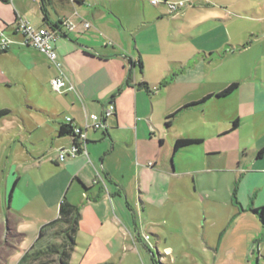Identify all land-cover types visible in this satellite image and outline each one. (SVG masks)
<instances>
[{"label":"crops","instance_id":"crops-1","mask_svg":"<svg viewBox=\"0 0 264 264\" xmlns=\"http://www.w3.org/2000/svg\"><path fill=\"white\" fill-rule=\"evenodd\" d=\"M109 1L0 0V31L16 40L8 51H0V85L9 86L14 82L32 87L41 79L49 81L58 74L48 57L25 44L22 35L14 30L20 19L36 27H48L64 19L77 24L75 30L61 26L56 42L62 70L76 86L77 93L62 94L60 107L40 111L50 125L45 138L41 135L34 139L35 130L41 127L30 131L26 123L24 127L6 129L13 142L9 138L3 151L6 153H2L7 155L1 184L5 199L13 179V192L16 186L20 188L21 195L16 198L12 192L10 209H6L18 219L16 229L22 238L20 250H28L40 227L58 217L60 203L66 197L81 208L77 241L89 250L95 248L99 253H109L121 247L129 235L133 238L135 253L141 259L149 254L151 264H264V228L252 210L264 205V154L250 152L240 137L245 123L262 108L256 97L257 90L263 89L257 82L239 84L232 94L233 99H237L235 109L230 111L224 127L215 131L200 128L201 133L194 136L202 139L203 144L221 139L219 147L212 144L205 152L211 157L214 155L216 170L233 172L238 178L235 183H239L236 200L232 195L228 200L231 212L221 219L214 241L205 236L197 246L181 231H160L150 223L148 227V221L145 230L138 227L137 217L129 207L134 189L143 188L147 197L151 196L152 189H158L156 196L165 198L166 179L175 169L167 159L158 169L150 167L146 164L151 159L150 152H139L140 130L152 127L154 108L149 109V104L159 92L156 82L149 80L148 74H144V69L142 73L138 65L141 56L147 68V56L158 52L152 45L153 15L133 5L109 6L105 3ZM85 22H90V27L86 28ZM131 60L136 64L130 68ZM178 64L181 70L178 72L185 73L183 63ZM16 69L18 78H15ZM181 76L176 73L171 82L160 87L164 95L171 94L166 112L171 115L180 110L172 117L170 125L165 121L167 132L174 134L178 116L219 99L216 94L221 91L187 99L186 89L179 84ZM143 81L148 82L152 93L139 86ZM108 101L114 102L116 113L107 119V129L89 130L87 153L69 156L74 137L59 134L65 118L70 116L75 124L82 125L86 113L101 114ZM188 104H192L191 107L187 108ZM63 113L66 117L61 115ZM234 120H238L236 129H232ZM228 136L236 138L231 141L230 137L229 143L224 144ZM178 137L181 136L173 135V144ZM263 147L264 142L258 148ZM63 151L67 157L60 160ZM157 172L165 181L156 177ZM33 217L36 218L34 223L27 222ZM144 231L150 236L148 241L143 237ZM109 247L113 249L109 251ZM163 256H166L165 263L161 261ZM103 260L101 264H111Z\"/></svg>","mask_w":264,"mask_h":264},{"label":"rangeland","instance_id":"rangeland-1","mask_svg":"<svg viewBox=\"0 0 264 264\" xmlns=\"http://www.w3.org/2000/svg\"><path fill=\"white\" fill-rule=\"evenodd\" d=\"M183 1L185 6L175 12H171L165 3L154 5L151 0H111L105 3L109 6L133 5L153 15L152 45L158 52L147 56L149 66L144 68V74L147 73L149 80L156 82L159 92L149 104V109L154 108L152 127L140 130L139 152H150L151 159L146 162L150 167L158 169L162 161L167 159L175 169L174 174L166 179L168 186H165V198L156 196L158 189H152L151 196L147 197L144 189L137 186L133 198L129 199L131 213L137 217L139 228L144 229L148 221V227L150 223L160 231H181L188 235L192 244L199 246L205 236L214 241V233L219 231L221 219L231 212L228 200L231 195L233 197L234 189L238 190L239 183H235L238 178L231 171L216 170L214 155L211 157L209 152H205L212 144L219 147L221 139L192 144L173 156V135L195 138L201 133L200 128L215 131L216 128L224 127V121L228 119L230 111L235 109L234 101L237 99H233L234 95L216 98L202 105V108L184 111L175 120L174 134L167 132L165 126L171 94L160 92L162 88L159 84L165 80L171 82L174 75L180 73L183 77H180L179 84L186 89V97L190 99L222 90L233 82L240 85L246 82L259 83L263 90H257L256 99L262 108L245 123L240 137L241 143L250 152L260 151L258 147L264 142V94L261 93L264 91V0ZM178 62L183 63L185 73L178 72L181 71ZM15 71L18 74V70ZM18 77L19 74L15 76ZM50 82L41 79L39 84L35 83L32 87L14 82L9 86L0 85V109L11 111L9 115L0 117V264H19L24 253L20 250L22 238L16 229L18 219L6 212L15 179L8 188L6 199L1 184L7 155L3 156L2 153H6L3 151L8 145L7 140L10 138V142H13L6 129L24 127L26 123L30 131L41 127L35 130L34 139L41 135L46 137L50 125L40 111L60 107L63 97ZM192 104L186 105L187 108ZM61 115L66 117L64 113ZM228 137L224 144L229 143L231 136ZM235 138L231 137V141ZM156 163H159L158 166ZM155 175L165 181L161 173ZM31 188L34 189L33 186ZM14 195L16 198L21 195L17 186ZM32 221L35 222L36 218L27 222ZM146 233L142 232L148 241ZM133 242V238L128 235L121 247L116 250L109 247V251H112L105 254L95 248L89 250L86 246L78 245L71 263L101 264L105 259L111 264H151L149 254L141 259L135 253ZM102 256L105 258H100ZM165 258L163 256L161 260L163 263ZM49 264L60 263L56 256H52Z\"/></svg>","mask_w":264,"mask_h":264},{"label":"trees","instance_id":"trees-1","mask_svg":"<svg viewBox=\"0 0 264 264\" xmlns=\"http://www.w3.org/2000/svg\"><path fill=\"white\" fill-rule=\"evenodd\" d=\"M62 21L50 23V26L60 29ZM8 51V50H7ZM132 67L135 66L133 60L130 61ZM138 65L141 72L143 73L144 65L141 59V56L138 60ZM168 81H163L159 85L162 87L167 85ZM143 87L148 93H152L148 82L143 81L139 84ZM239 87L238 82H233L225 87L223 90L216 94L217 97L223 98L232 95ZM211 95L204 98L207 100ZM178 110L176 113H178ZM11 111L9 109H0V117L9 115ZM175 113V114H176ZM175 114L168 115L166 119V125L171 124V119ZM238 126V120L232 122V129H236ZM59 134L63 135H72L73 136V127L66 123H62L59 129ZM202 139L198 138H184L178 137L175 139L173 144V151L177 153L186 147L192 144L202 143ZM260 155L264 154V147L259 151ZM236 188L233 192V197L236 198ZM12 192L10 194V200L7 204V208L10 209V201L12 197ZM8 202V201H7ZM260 218L263 228H264V205L258 208L252 209ZM82 221V212L81 208L77 204L71 203L66 197L60 203L59 215L56 219L42 225L40 227L38 236L31 245V247L26 250L22 257L19 260V264H49L50 257L56 256L60 264H72L73 254L78 246L77 235L80 230ZM264 236V234H263Z\"/></svg>","mask_w":264,"mask_h":264},{"label":"built area","instance_id":"built-area-1","mask_svg":"<svg viewBox=\"0 0 264 264\" xmlns=\"http://www.w3.org/2000/svg\"><path fill=\"white\" fill-rule=\"evenodd\" d=\"M151 3L154 5L165 3L169 6L171 12L178 11L185 6V2L183 0H151ZM90 25V22L84 23L86 28L90 27ZM60 26H65L69 30H75L77 28V24L68 19L62 20V24ZM14 30L22 35L23 42L25 44L32 46L46 55L58 69V74L53 77L50 82L53 89L60 94H65L71 91L77 93L76 86L63 72L62 64L58 57L56 42L61 35L60 30L62 29H56L52 26L36 27L29 21L20 19ZM15 43L16 40L12 36L8 35L5 31H0V51L9 50ZM115 113L116 106L114 102L108 101L101 114L95 112L86 113L85 120L82 125L75 124L73 118L67 116L65 118V123L72 125L74 137V143L68 151L69 156L75 157L79 153H87L86 144L88 141V131L106 130L108 127L107 119L115 115ZM66 157L67 154L65 151L61 152L60 160H64ZM146 238L150 239V236L146 235Z\"/></svg>","mask_w":264,"mask_h":264},{"label":"water","instance_id":"water-1","mask_svg":"<svg viewBox=\"0 0 264 264\" xmlns=\"http://www.w3.org/2000/svg\"><path fill=\"white\" fill-rule=\"evenodd\" d=\"M132 67V65L130 64V68Z\"/></svg>","mask_w":264,"mask_h":264}]
</instances>
